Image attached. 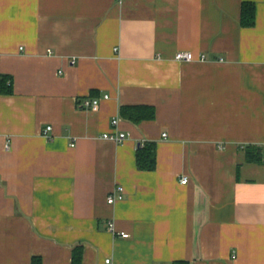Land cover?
<instances>
[{
	"label": "crops",
	"instance_id": "0c3cea01",
	"mask_svg": "<svg viewBox=\"0 0 264 264\" xmlns=\"http://www.w3.org/2000/svg\"><path fill=\"white\" fill-rule=\"evenodd\" d=\"M2 78L0 264H264V0H0Z\"/></svg>",
	"mask_w": 264,
	"mask_h": 264
},
{
	"label": "trees",
	"instance_id": "16d2710c",
	"mask_svg": "<svg viewBox=\"0 0 264 264\" xmlns=\"http://www.w3.org/2000/svg\"><path fill=\"white\" fill-rule=\"evenodd\" d=\"M255 3L243 2L240 9V25L243 28L253 27L255 24ZM5 78L0 79V92L10 94L12 92L11 84L6 82ZM8 84V85H7ZM121 115L124 118L137 123L141 120L154 118V111L150 107L144 106H124L120 108ZM259 149L254 147L246 148V161L258 162L260 161ZM136 165L139 170L152 171L156 165V149L153 143H145L143 147L138 148L136 152ZM81 253L79 249L74 251L72 257V264H81ZM31 264H41V260L33 258ZM175 264H187L183 262H176Z\"/></svg>",
	"mask_w": 264,
	"mask_h": 264
},
{
	"label": "built area",
	"instance_id": "2783aa9c",
	"mask_svg": "<svg viewBox=\"0 0 264 264\" xmlns=\"http://www.w3.org/2000/svg\"><path fill=\"white\" fill-rule=\"evenodd\" d=\"M118 2H121V0H118ZM174 59H175V61H178V62H191L194 60V57L190 52L179 51L175 54ZM199 60L203 61L204 56L199 57ZM106 99H108V96L103 97V100H106ZM100 101H102V100H100L99 98L86 97V98H83V99L78 101V107H80L81 109H86V110H96V109H98V107L100 105ZM117 123H118L117 119H114L111 121V125H112V128H114V131H115V127L117 126ZM50 130H51L50 127L45 128L43 131L44 135H46ZM125 136L126 135L124 133L114 132L112 134L106 133L102 136V138L113 141L115 143H120L124 140ZM187 182H188L187 177H182L180 179V183L183 185L187 184ZM123 199H124L123 188L122 187H115V189L112 191V193H110L108 195L107 203L113 204V203H115L117 201H121ZM107 231L114 236H119L123 239L128 238V234L122 233V232L119 233V232L115 231V227H114V224L112 221H109L107 223ZM108 262H110V261L107 260L106 263H108Z\"/></svg>",
	"mask_w": 264,
	"mask_h": 264
}]
</instances>
